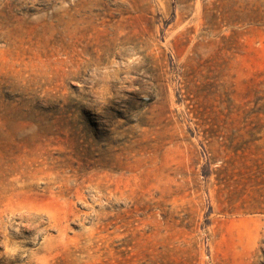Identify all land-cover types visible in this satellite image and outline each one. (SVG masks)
Returning <instances> with one entry per match:
<instances>
[{
  "label": "rangeland",
  "instance_id": "1",
  "mask_svg": "<svg viewBox=\"0 0 264 264\" xmlns=\"http://www.w3.org/2000/svg\"><path fill=\"white\" fill-rule=\"evenodd\" d=\"M0 264H264V0H0Z\"/></svg>",
  "mask_w": 264,
  "mask_h": 264
},
{
  "label": "bare ground",
  "instance_id": "2",
  "mask_svg": "<svg viewBox=\"0 0 264 264\" xmlns=\"http://www.w3.org/2000/svg\"><path fill=\"white\" fill-rule=\"evenodd\" d=\"M83 7V6H82ZM86 8V7H85ZM57 21L56 23H53V22H48L46 23L47 25H49L51 28H55L57 25H64L65 27L67 26H70L72 25L74 22H75V19L74 17H70V18H64L62 14H59L57 16ZM27 23V22H26ZM40 24V22H39ZM37 25V24H36ZM76 28V27H75ZM39 29V28H38ZM58 175V174H57ZM55 175V177L57 176ZM50 183L51 182H54V177L53 176H50V179H49ZM63 187L58 190V191H55L53 189V187L49 184L48 186H46L44 189H43V194H45L47 191L49 192V195L50 196H61V197H65L67 194H68V191L70 189H72V185L69 184V182L65 181L62 183ZM69 195V194H68ZM60 216L58 215H53V219H54V223L56 226H59L61 227V221H60Z\"/></svg>",
  "mask_w": 264,
  "mask_h": 264
}]
</instances>
